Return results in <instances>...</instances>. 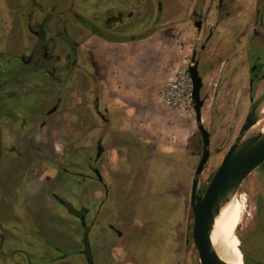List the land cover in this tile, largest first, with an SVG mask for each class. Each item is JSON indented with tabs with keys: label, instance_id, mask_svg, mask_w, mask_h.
<instances>
[{
	"label": "rangeland",
	"instance_id": "obj_1",
	"mask_svg": "<svg viewBox=\"0 0 264 264\" xmlns=\"http://www.w3.org/2000/svg\"><path fill=\"white\" fill-rule=\"evenodd\" d=\"M227 1L211 18L220 25L213 29L215 51L225 26L239 33L255 25L258 8L264 19V0H240L237 8L225 7ZM167 8L161 0H0V264H84L70 212L84 204L96 264H198L189 193L201 137L194 112L164 109L160 93L169 71L191 63L195 52L202 124L210 134L199 195L235 143L248 104L238 93L222 105L218 77H208L206 15L175 18ZM93 29L102 38L91 40L89 56L79 44ZM97 106L110 127L93 116ZM125 109L129 126L118 130L114 122ZM98 144L103 155L96 161ZM93 167L101 191L82 177ZM262 187L264 162L238 189L250 216ZM248 219L242 236L253 228Z\"/></svg>",
	"mask_w": 264,
	"mask_h": 264
},
{
	"label": "flooded vegetation",
	"instance_id": "obj_2",
	"mask_svg": "<svg viewBox=\"0 0 264 264\" xmlns=\"http://www.w3.org/2000/svg\"><path fill=\"white\" fill-rule=\"evenodd\" d=\"M239 1L240 0H228L224 6H236L237 8ZM257 1L258 0H253L255 4ZM230 2L234 3L230 5ZM219 9H222V0H216L215 6L208 4V9L205 12L207 17L205 45L208 47V77H218L217 81L220 82V89H222L223 92L222 105L226 103L230 96L238 93L240 96L243 95L247 97L248 106L244 115L239 118L238 135L236 136L237 139L235 140L236 142L237 140L243 139L244 136L250 131L251 127L257 124L260 120L264 119V114L261 113L264 106V19L263 16H260L261 11L258 8L255 9L256 11L254 10L255 13H257L255 25L251 27H244L241 29V31H239V33L234 30L230 31L232 29L228 26H225L224 30L222 31V35L220 36V39H224V41L221 43L222 46L217 51H215L212 49V45L214 44L213 29H220V25L216 26L215 23L211 21V18L214 17L215 11L219 12ZM222 17L226 20H223L224 23V21L227 22L228 19L232 17V15L227 13L226 16L224 15ZM202 26L203 25L201 24L200 30H197L201 31ZM242 39L244 40L243 42L241 41ZM216 44L217 43H215V45ZM201 48L203 49L204 47L202 46ZM195 62H197V72L199 76L198 61L195 60ZM216 65L217 68H214ZM213 86L216 88L217 84L215 83ZM215 88H213L214 92ZM200 99L202 98L200 97ZM97 107V109H99V106ZM249 115L254 123L247 131L240 135V130ZM102 155V149L100 144H98L94 160H99ZM91 171L94 174L96 181L100 185H103L98 171L94 167L91 168ZM253 198L254 214L250 216V214L246 212L245 218L243 217L242 224L237 230L239 241L242 240V245L243 243L245 244V248L244 246L242 248L240 242L239 248L242 252L241 254L243 258V264H264V187L259 188ZM86 213V209H81V211L76 212L74 216L78 219L81 225V242L83 245L82 254L84 256V260L87 264H92L91 254L88 250L87 236L90 232V227L85 222ZM248 217H250V219H248V224L251 225L253 223V228L250 232H247L242 236L240 235L239 231L241 230L240 228L244 226L245 220ZM193 248L196 253L197 263H199L198 253L194 245Z\"/></svg>",
	"mask_w": 264,
	"mask_h": 264
},
{
	"label": "water",
	"instance_id": "obj_3",
	"mask_svg": "<svg viewBox=\"0 0 264 264\" xmlns=\"http://www.w3.org/2000/svg\"><path fill=\"white\" fill-rule=\"evenodd\" d=\"M194 26L200 30L201 21ZM192 53L188 74L191 80V104L195 115V125L200 134L202 152L194 170L190 185L189 206L192 214V242L198 253V264H225L213 252L209 240V230L213 216L219 205L238 190L242 182L264 162V135L257 134L245 141L238 140L228 149L219 167L212 175L203 194H197L199 177L209 159V133L204 128L201 118L203 100L200 99L201 79L197 72V62ZM254 123L250 115L240 130V135Z\"/></svg>",
	"mask_w": 264,
	"mask_h": 264
},
{
	"label": "bare ground",
	"instance_id": "obj_4",
	"mask_svg": "<svg viewBox=\"0 0 264 264\" xmlns=\"http://www.w3.org/2000/svg\"><path fill=\"white\" fill-rule=\"evenodd\" d=\"M261 113L264 114V106ZM250 131H257L258 134L264 135V119L251 127ZM246 209V195L237 190L219 205L213 216L209 230V240L213 252L225 264H243L236 228L242 224Z\"/></svg>",
	"mask_w": 264,
	"mask_h": 264
},
{
	"label": "crops",
	"instance_id": "obj_5",
	"mask_svg": "<svg viewBox=\"0 0 264 264\" xmlns=\"http://www.w3.org/2000/svg\"><path fill=\"white\" fill-rule=\"evenodd\" d=\"M161 1H163V2H165L166 3V5H167V12H169L168 13V16H171V17H175V18H186V17H189V16H191V15H194V14H202V15H204L205 14V12H206V10L208 9V2H209V0H161ZM166 9V8H165ZM175 30H172V32H174ZM155 33H158V32H155ZM154 34V33H153ZM153 34H151L149 37H147V38H152V37H154V35ZM95 37V35H91V36H89L88 38H86L85 40H83L80 44H79V48L81 49V50H83V51H86L87 52V54L90 56V53L92 54V51H90V43H91V40L93 39ZM144 42V41H143ZM141 43V44H144V43ZM92 62V61H91ZM97 65H94L93 63H91V65L94 67V66H101L100 65V63H96ZM129 66V65H128ZM105 77H107V76H105ZM115 77V76H114ZM91 81V85L92 86H94V80H90ZM98 84H99V82L101 81L100 80V78H98ZM129 87L132 89L133 88V85L131 84V85H129ZM93 88V87H92ZM92 91V90H91ZM86 110V109H85ZM83 110L82 111V113H83V115L84 114H87V117L85 118L83 115H82V119L84 120V121H89L90 119H91V115H90V112L88 111V110ZM105 111V110H104ZM129 110L128 109H125L124 111H123V118L122 119H120L119 121H115L114 122V125L115 126H117V129L118 130H123V129H126V127L127 126H129V122H127V115L129 114ZM114 114L115 112H113V111H111L110 109H108L107 110V114ZM92 114H93V116L95 117V119L98 121V123H100L101 125H103V126H106V127H110L111 125H110V122H107V120H105V119H102V116L101 115H103L102 113H101V111H99V109H98V111L97 112H95V111H92ZM93 117V118H94ZM9 127H7L6 128V130L8 129ZM5 130V131H6ZM9 132V131H8ZM10 134H12L13 135V130L11 131V132H9ZM97 137H94V138H90V140H92V141H94L95 139H96ZM42 145L44 144V143H41ZM40 144V145H41ZM45 149V148H44ZM46 150V149H45ZM45 155V154H44ZM154 156H157V154H153ZM84 158H85V161H90V160H93L94 158H88V159H86V157H85V155H84ZM155 159V158H154ZM45 169V168H44ZM47 169V168H46ZM82 177L85 179V178H87L88 180H90V181H92V185H93V187L95 186V187H97V189L99 190V191H101V185L96 181V178H95V176H94V174L92 173V171L90 170V172L89 173H87V175H82ZM97 190V192H99ZM94 192H96L95 191V189L93 190ZM87 208V206H86V204H84V206L83 207H81V209H86ZM81 209L80 210H78V211H81ZM87 210V209H86ZM77 211V210H76ZM77 211V212H78ZM88 211V210H87ZM87 214L88 213H86V217H88L87 216ZM74 229H76V231H77V233L79 234L78 235V239H76L77 240V246H78V248H77V250H75V252H77L78 254H80L81 256H82V258H83V262H84V264H87L86 262H85V260H84V256H83V254H82V250H83V245H82V242H81V225H80V223H79V221H78V219L74 216ZM50 243V245H52L51 246V248L52 249H54L55 247H57L56 246V244L55 243H53L52 241H50L49 242ZM45 251L48 253V249L47 248H45ZM90 254H91V260H92V264H96L97 263V260L99 261L100 260V257L97 255V254H95V255H93L92 253H91V251H90ZM104 258H105V256H104ZM109 258L111 259V257L109 256Z\"/></svg>",
	"mask_w": 264,
	"mask_h": 264
},
{
	"label": "built area",
	"instance_id": "obj_6",
	"mask_svg": "<svg viewBox=\"0 0 264 264\" xmlns=\"http://www.w3.org/2000/svg\"><path fill=\"white\" fill-rule=\"evenodd\" d=\"M188 65L183 68H172L165 78L159 98L164 109L176 113L193 111L191 104L192 85L187 70Z\"/></svg>",
	"mask_w": 264,
	"mask_h": 264
},
{
	"label": "trees",
	"instance_id": "obj_7",
	"mask_svg": "<svg viewBox=\"0 0 264 264\" xmlns=\"http://www.w3.org/2000/svg\"><path fill=\"white\" fill-rule=\"evenodd\" d=\"M41 28H42V26H41ZM37 35H38V37H39L40 40H43L44 39V34L42 33V31H39ZM90 35H96V36L102 38V35L99 34L95 29L92 30V32H91ZM131 40H133V39H131ZM70 212L73 213V214H76V212L73 211V210H71V209H70Z\"/></svg>",
	"mask_w": 264,
	"mask_h": 264
}]
</instances>
